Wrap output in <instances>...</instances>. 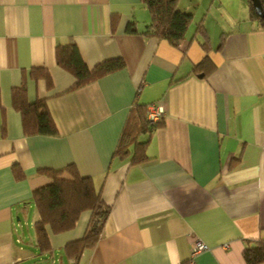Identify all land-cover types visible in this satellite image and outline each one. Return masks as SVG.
<instances>
[{
    "label": "crops",
    "instance_id": "obj_1",
    "mask_svg": "<svg viewBox=\"0 0 264 264\" xmlns=\"http://www.w3.org/2000/svg\"><path fill=\"white\" fill-rule=\"evenodd\" d=\"M177 7L192 19L176 46L143 34L142 0H0V264L36 249L58 264L57 253L69 264H245L244 249L264 239V18L251 0ZM70 43L89 69L124 65L74 86L56 60ZM21 87L44 101L53 134L24 131L12 103ZM151 103L164 114L136 138L145 159L131 161V144L114 154L133 109ZM69 164L110 206L76 263L64 246L88 211L51 233L46 252L33 226V191L50 182L42 170ZM197 241L207 248L191 256Z\"/></svg>",
    "mask_w": 264,
    "mask_h": 264
},
{
    "label": "trees",
    "instance_id": "obj_2",
    "mask_svg": "<svg viewBox=\"0 0 264 264\" xmlns=\"http://www.w3.org/2000/svg\"><path fill=\"white\" fill-rule=\"evenodd\" d=\"M150 13V22L143 34L167 39L173 45L184 38L192 14L177 7V0H142ZM133 30V29H132ZM57 63L70 71L75 77L74 86L89 82L97 76L115 70L124 65L120 58L105 60L89 69L82 60L73 43L56 48ZM25 89H14L13 106L20 112L25 132L53 134L55 131L45 103L38 100L29 103L25 99ZM134 115L128 117L118 146L114 154L120 156L128 152L131 144V161L145 159L143 144L136 140L139 133L150 130L155 123L146 120L145 106H136ZM15 177L20 173L15 169ZM50 182L33 191L32 198L37 211L34 221L35 243L41 252L51 249L50 234L72 229L81 213L89 212V218L83 235L64 246V252L76 263L82 252L92 247L100 236L102 226L109 214L110 206L106 204L92 182L91 177L81 176L75 166L66 165L58 169H43ZM245 264H262L264 262V239L243 251Z\"/></svg>",
    "mask_w": 264,
    "mask_h": 264
},
{
    "label": "built area",
    "instance_id": "obj_3",
    "mask_svg": "<svg viewBox=\"0 0 264 264\" xmlns=\"http://www.w3.org/2000/svg\"><path fill=\"white\" fill-rule=\"evenodd\" d=\"M164 114V107L160 103H151L146 106V120L149 123H155L159 121ZM207 246L199 241L195 242L192 251L191 256H193L196 252L202 251L206 249Z\"/></svg>",
    "mask_w": 264,
    "mask_h": 264
},
{
    "label": "rangeland",
    "instance_id": "obj_4",
    "mask_svg": "<svg viewBox=\"0 0 264 264\" xmlns=\"http://www.w3.org/2000/svg\"><path fill=\"white\" fill-rule=\"evenodd\" d=\"M35 252H36V256L30 257L29 259H27V260H25L19 264H56V263L58 264L59 263L58 261H52V258H50V256L45 257V256L40 255L38 253L37 249L35 250ZM55 257L56 258H59V257L62 258L61 260H62L63 264H69L67 258H65V256L62 255V253L60 256H58V253L55 254Z\"/></svg>",
    "mask_w": 264,
    "mask_h": 264
},
{
    "label": "water",
    "instance_id": "obj_5",
    "mask_svg": "<svg viewBox=\"0 0 264 264\" xmlns=\"http://www.w3.org/2000/svg\"><path fill=\"white\" fill-rule=\"evenodd\" d=\"M251 2L256 12L264 18V3H262V0H251Z\"/></svg>",
    "mask_w": 264,
    "mask_h": 264
}]
</instances>
